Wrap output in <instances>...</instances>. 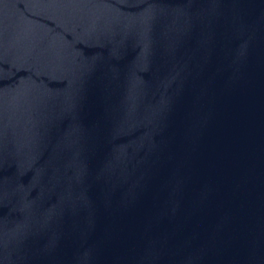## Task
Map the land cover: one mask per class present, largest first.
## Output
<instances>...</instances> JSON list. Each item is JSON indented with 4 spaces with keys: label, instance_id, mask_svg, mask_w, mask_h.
I'll return each mask as SVG.
<instances>
[{
    "label": "water",
    "instance_id": "water-1",
    "mask_svg": "<svg viewBox=\"0 0 264 264\" xmlns=\"http://www.w3.org/2000/svg\"><path fill=\"white\" fill-rule=\"evenodd\" d=\"M262 236L264 0H0V264Z\"/></svg>",
    "mask_w": 264,
    "mask_h": 264
}]
</instances>
